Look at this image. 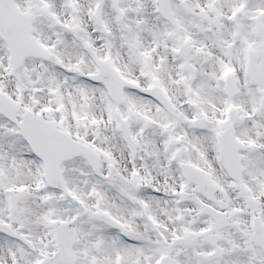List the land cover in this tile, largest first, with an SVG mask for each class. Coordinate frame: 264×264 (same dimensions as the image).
<instances>
[{"label": "snow or ice", "instance_id": "snow-or-ice-1", "mask_svg": "<svg viewBox=\"0 0 264 264\" xmlns=\"http://www.w3.org/2000/svg\"><path fill=\"white\" fill-rule=\"evenodd\" d=\"M0 264H264V0H0Z\"/></svg>", "mask_w": 264, "mask_h": 264}]
</instances>
